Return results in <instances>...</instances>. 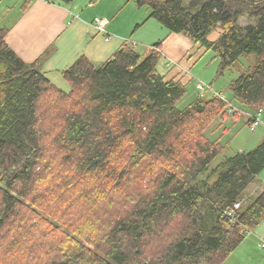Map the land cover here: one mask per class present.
<instances>
[{
  "label": "trees",
  "instance_id": "trees-1",
  "mask_svg": "<svg viewBox=\"0 0 264 264\" xmlns=\"http://www.w3.org/2000/svg\"><path fill=\"white\" fill-rule=\"evenodd\" d=\"M136 3L213 52L215 77L256 56L228 86L253 110L251 125L264 107V0ZM7 31L0 26V264H221L264 220V189L243 209L239 200L264 170V139L212 167L223 147L205 134L229 103L198 95L179 110L190 83L161 73L160 43L142 60L129 46L99 66L77 58L62 71L66 90L39 61L23 62ZM110 192L128 197L132 213L106 218Z\"/></svg>",
  "mask_w": 264,
  "mask_h": 264
},
{
  "label": "crops",
  "instance_id": "crops-1",
  "mask_svg": "<svg viewBox=\"0 0 264 264\" xmlns=\"http://www.w3.org/2000/svg\"><path fill=\"white\" fill-rule=\"evenodd\" d=\"M136 2L75 0L64 5L58 0L53 3L0 0V26L8 30L5 36L8 47L25 63L39 61V70L61 89L68 88L62 71L79 57L84 56L99 66L129 46L140 56L138 49L142 48L146 58L153 46L160 43L159 66L166 78L193 83L194 87L200 80L209 87L205 96L215 93L213 98L220 94L212 88L219 65L213 52L194 45L184 36L169 33L149 18V10H142L145 6L140 7ZM96 17L107 21L102 33L93 27ZM125 30L127 34L123 33ZM256 180L255 188L264 189L262 181ZM262 236L258 231L250 240L246 237L241 246L257 247L256 242L264 241Z\"/></svg>",
  "mask_w": 264,
  "mask_h": 264
},
{
  "label": "rangeland",
  "instance_id": "rangeland-1",
  "mask_svg": "<svg viewBox=\"0 0 264 264\" xmlns=\"http://www.w3.org/2000/svg\"><path fill=\"white\" fill-rule=\"evenodd\" d=\"M55 1L56 0L53 2ZM145 9L147 8L142 10L144 11ZM247 20L249 19L247 18ZM247 20L245 18L239 19V26L244 27L248 23ZM123 33L127 34L126 30ZM217 34L218 31L214 32L212 36H210V39H215ZM138 50L142 56L141 60L144 59L146 55L143 54V49L140 48ZM255 63L256 56L254 54L242 55L237 59L234 65L229 70H227V72L221 76L213 77L212 79L213 90L217 92V94L220 92L223 100L229 103L227 119L220 120V118H217L214 120L208 127L205 134L207 138L215 140L217 139L218 143L223 147L222 153L217 155L218 157H216L214 160L212 167L218 165L220 160L225 156H231L237 152H248L253 150L264 139V107L259 113V125L255 127V129L249 128L250 123H248V119L252 117L253 110L235 101L232 98V94L228 87L229 83L236 80L239 76L248 74L250 69L255 66ZM196 80H194V82ZM194 89L195 87L193 83H190L188 88H186L185 96L176 105L179 110L184 109L190 102L198 97V92ZM214 94L215 93H208L205 96V99H211ZM234 112L236 113V116H232ZM148 177L155 179V175L153 174L145 175L146 179ZM201 179H206L208 183H211L214 181L215 176L205 174L201 177ZM257 180L262 181V186L264 187V170L257 176ZM257 186L258 185H256V187ZM258 188L261 187L259 186ZM252 189L253 188H250L249 190L247 189L244 195L241 196L242 198L239 199L241 201L242 209L246 203L249 202L246 201L247 198L255 196L257 193H259V191L263 190L261 188V190L258 189L256 192L255 188V191L253 192L254 194L251 195L250 193L252 192ZM107 204H109V209L107 210L106 214V218L108 219H110L108 216L109 214H111L113 217H127L130 213H132L131 210L135 208L128 197L121 196L116 198L113 192H110V201H105L101 207V210H103ZM180 229H182L180 224L175 225L173 234L176 235L177 233H180ZM258 231L261 232V234H263L262 237H264V220H262V222L256 228H254L252 233L246 234L244 240L246 237L250 240L252 237H254V235H256V232ZM241 244L242 243H240V245H238V247L235 248V250L229 254L223 262H221V264H264V251L260 248V245L262 244L260 241L259 243L256 242L257 247H249L246 245L241 246Z\"/></svg>",
  "mask_w": 264,
  "mask_h": 264
},
{
  "label": "built area",
  "instance_id": "built-area-1",
  "mask_svg": "<svg viewBox=\"0 0 264 264\" xmlns=\"http://www.w3.org/2000/svg\"><path fill=\"white\" fill-rule=\"evenodd\" d=\"M37 1H42L45 3H53L54 0H37ZM107 24V21L103 18L97 17L94 19L93 21V27H95L96 29H98L101 33L104 32V26ZM135 46V45H133ZM195 89L198 92V95L200 97H202L207 89V86L205 83H203L202 81H196L195 83ZM260 116L259 113H257V116L254 118V122L250 125L249 128L251 129H255V127H257L259 125V119L258 117ZM239 202L234 203L233 208L232 209H239ZM261 245L260 248L264 251V241H261Z\"/></svg>",
  "mask_w": 264,
  "mask_h": 264
}]
</instances>
